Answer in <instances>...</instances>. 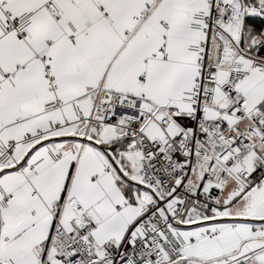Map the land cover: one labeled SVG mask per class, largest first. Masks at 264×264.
I'll return each instance as SVG.
<instances>
[{
	"label": "snow or ice",
	"instance_id": "1",
	"mask_svg": "<svg viewBox=\"0 0 264 264\" xmlns=\"http://www.w3.org/2000/svg\"><path fill=\"white\" fill-rule=\"evenodd\" d=\"M0 264H264V0H0Z\"/></svg>",
	"mask_w": 264,
	"mask_h": 264
}]
</instances>
